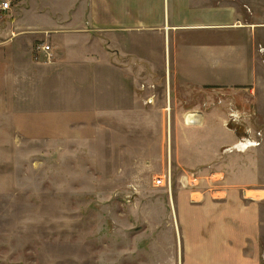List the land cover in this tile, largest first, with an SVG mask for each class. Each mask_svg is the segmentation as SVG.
I'll list each match as a JSON object with an SVG mask.
<instances>
[{"label":"rangeland","instance_id":"374dc122","mask_svg":"<svg viewBox=\"0 0 264 264\" xmlns=\"http://www.w3.org/2000/svg\"><path fill=\"white\" fill-rule=\"evenodd\" d=\"M65 8L0 10V264H200L197 246L209 242L218 211L197 206L226 196V173L179 165L164 72L114 73L106 45L111 69L88 65L84 75L101 50L97 31L68 28ZM249 99L237 101L244 116L227 127L259 138L253 153L263 163L251 174L263 191L254 197L264 195V92ZM258 208L264 264V201Z\"/></svg>","mask_w":264,"mask_h":264},{"label":"crops","instance_id":"0c3cea01","mask_svg":"<svg viewBox=\"0 0 264 264\" xmlns=\"http://www.w3.org/2000/svg\"><path fill=\"white\" fill-rule=\"evenodd\" d=\"M30 1L34 11L43 10L47 2L66 6L65 10L73 13L66 22L70 29H96L101 50L98 56L86 58L81 68L86 70L84 75L92 73L88 65L103 64L111 69L106 50L110 45L114 73L132 77L141 65L140 70L168 76L179 165L185 170L226 173V196L197 206V212L207 208L218 211L215 219L209 216V242L197 246L202 252L199 262L224 264L228 254V264H261L258 205L264 195H248L263 191L256 188L260 181L251 174L260 171L262 161L255 157L261 155L253 153L260 146L259 138L251 132L240 137L227 122L233 111L241 119L244 116L237 101L248 107L250 97L264 92L258 84L259 72L264 71L260 52L264 46V0H13L10 10L23 8ZM69 39L74 43L80 38L72 35ZM17 41L12 43L19 44ZM7 42L11 41L2 40ZM157 43L164 46V66L155 60L160 57ZM73 51L67 53L69 60H74ZM244 142L246 147H241ZM224 219L229 226L228 246L223 243L222 231H228Z\"/></svg>","mask_w":264,"mask_h":264},{"label":"built area","instance_id":"2783aa9c","mask_svg":"<svg viewBox=\"0 0 264 264\" xmlns=\"http://www.w3.org/2000/svg\"><path fill=\"white\" fill-rule=\"evenodd\" d=\"M11 9V0H0V10L1 11H8ZM47 50L50 49V46L45 47ZM260 52L262 53V55H264V46L260 47ZM229 120H237L240 119V115L236 112L233 111L230 115H229ZM249 141V139L247 140Z\"/></svg>","mask_w":264,"mask_h":264},{"label":"bare ground","instance_id":"6f19581e","mask_svg":"<svg viewBox=\"0 0 264 264\" xmlns=\"http://www.w3.org/2000/svg\"><path fill=\"white\" fill-rule=\"evenodd\" d=\"M241 146V145H240Z\"/></svg>","mask_w":264,"mask_h":264}]
</instances>
